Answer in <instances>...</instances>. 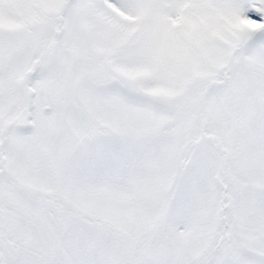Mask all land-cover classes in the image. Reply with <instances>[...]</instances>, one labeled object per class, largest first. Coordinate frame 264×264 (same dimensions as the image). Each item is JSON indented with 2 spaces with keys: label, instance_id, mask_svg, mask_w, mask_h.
<instances>
[{
  "label": "snow or ice",
  "instance_id": "obj_1",
  "mask_svg": "<svg viewBox=\"0 0 264 264\" xmlns=\"http://www.w3.org/2000/svg\"><path fill=\"white\" fill-rule=\"evenodd\" d=\"M0 264H264V0H0Z\"/></svg>",
  "mask_w": 264,
  "mask_h": 264
}]
</instances>
